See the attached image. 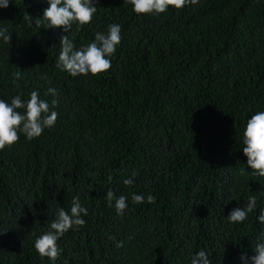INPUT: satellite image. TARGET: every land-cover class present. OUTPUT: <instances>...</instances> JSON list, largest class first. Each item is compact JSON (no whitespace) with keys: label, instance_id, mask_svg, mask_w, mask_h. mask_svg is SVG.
Listing matches in <instances>:
<instances>
[{"label":"trees","instance_id":"trees-1","mask_svg":"<svg viewBox=\"0 0 264 264\" xmlns=\"http://www.w3.org/2000/svg\"><path fill=\"white\" fill-rule=\"evenodd\" d=\"M49 6L0 8L11 35L0 38V99L27 102L36 91L58 113L39 137L20 132L0 150V264H191L201 250L211 264H244L242 255L252 264L264 243V177L247 165L243 133L264 111V0H199L148 15L127 0H98L92 22L69 32L47 28ZM110 24L122 40L109 71L73 77L57 67L62 36L79 50ZM109 189L127 197L123 216ZM134 193L145 202L133 203ZM77 196L85 225L57 241L56 261L42 258L36 239ZM251 196L256 208L231 223Z\"/></svg>","mask_w":264,"mask_h":264},{"label":"clouds","instance_id":"clouds-1","mask_svg":"<svg viewBox=\"0 0 264 264\" xmlns=\"http://www.w3.org/2000/svg\"><path fill=\"white\" fill-rule=\"evenodd\" d=\"M133 6V11L138 15H148L152 13L160 14L166 12L169 7L182 9L187 5H195L199 0H127ZM10 0H0V8L9 7ZM49 7L44 10L43 20L47 21V28H63L69 32L73 22L80 25L90 24L94 14L97 12L96 4L98 0H48ZM0 38L4 42L11 41V35L7 28H0ZM121 26L119 24H110L107 34L97 32L95 40L79 50L75 48L73 42L67 35L62 36L60 40L61 50L58 57L57 67L68 72L71 76H87L89 74L98 76L109 71L112 67L111 59L117 46L121 43ZM17 79L19 78L18 74ZM47 79V77H44ZM50 83V81H49ZM57 96L58 91L55 88H49L48 93ZM58 104L57 100L52 101V105ZM17 109H25L22 114ZM58 118L56 111H50L49 103L41 100L39 93L33 91L30 99L25 102L19 95L13 97L8 103L0 99V150L6 146L19 141V133L23 132L28 140L37 138L46 128H52ZM243 153L247 157V165L251 167L253 174L264 177V111H259L252 115L247 121L243 133ZM135 175V174H133ZM111 177H109V181ZM125 185H132V179L124 180ZM106 199L109 206L115 201V209L118 215L123 216L127 209V197L121 195L116 197L115 193L109 189ZM133 203L142 204L145 202L143 195L133 194ZM147 202H155V197L151 194L147 196ZM256 208V199L254 196L248 198L245 208L237 207L227 216L231 223H243L248 214ZM87 216V209L79 201V197H74L71 201L70 212L61 207L56 218L50 224V230L38 237L34 247L39 255L56 261L61 250L58 248L57 241L74 226L83 227ZM259 221L264 222V209L258 217ZM115 240V237H112ZM123 247V241L116 245ZM255 255L252 256V264H264V243L255 246ZM241 260L248 264L247 255H242ZM191 264H211L208 254L201 250L191 259Z\"/></svg>","mask_w":264,"mask_h":264}]
</instances>
